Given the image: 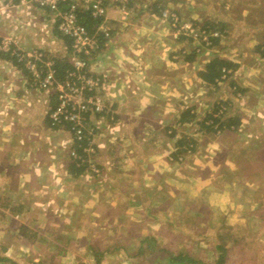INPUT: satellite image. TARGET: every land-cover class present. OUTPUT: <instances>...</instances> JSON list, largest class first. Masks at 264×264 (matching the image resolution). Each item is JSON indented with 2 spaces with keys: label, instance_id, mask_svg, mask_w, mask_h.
Segmentation results:
<instances>
[{
  "label": "crops",
  "instance_id": "0c3cea01",
  "mask_svg": "<svg viewBox=\"0 0 264 264\" xmlns=\"http://www.w3.org/2000/svg\"><path fill=\"white\" fill-rule=\"evenodd\" d=\"M142 1L104 0L112 39L91 61L102 64L112 75L109 93L117 115L115 121L93 115L87 123L88 128L94 124L97 127L92 160L100 174L91 175L89 164L79 165L72 158L71 149H78V145L69 125L52 124L49 114L56 104V95L34 88L24 67L17 68L13 59L0 53V210L16 211L14 217L20 219L16 234L25 233V223L35 231V251H40L35 252V263L41 260L47 264L44 260L58 248L65 255L71 252L66 264H73L79 255L72 243L80 241L78 250L89 255L95 249L91 246L93 239L99 238L89 239V235L113 236L117 227L131 234L129 224L138 221L153 202L157 203L169 186L174 195L175 179L189 167L195 168L194 164L182 165L180 175H169V154L183 153L191 141L188 136L197 143L208 138L205 133L211 139L216 137L212 124L205 123L211 113L200 122L201 128L206 125L205 131H168L171 125L187 126L193 120L180 107L178 97L194 82L201 84L198 73L206 63L198 66L188 59L189 55L182 60L173 53L167 56V48L159 47L161 37L172 35L168 26L162 28L150 20L160 17L156 10L161 13L169 6L183 14L181 1L158 0L169 5ZM190 4L189 8L199 9L195 0ZM4 33L15 34L24 48L40 47L52 57H68V61L72 56L70 40L59 32L54 14L29 0H15V5L7 10L0 4V36ZM167 57L170 60L165 61ZM233 86L241 91L238 83ZM240 116L242 135L248 141L246 147H254L251 152L256 155L264 153V132L251 129L256 122L264 124L262 114L252 118ZM220 146V142L215 143L214 147H219L216 152ZM211 166L219 170L223 165L214 158ZM194 181L195 187L201 184ZM152 193L157 196H151ZM121 219L127 221L125 227L118 226Z\"/></svg>",
  "mask_w": 264,
  "mask_h": 264
},
{
  "label": "rangeland",
  "instance_id": "374dc122",
  "mask_svg": "<svg viewBox=\"0 0 264 264\" xmlns=\"http://www.w3.org/2000/svg\"><path fill=\"white\" fill-rule=\"evenodd\" d=\"M150 1L155 3L153 5L162 4L158 0ZM177 1L182 2L180 9L183 14L172 10L171 6L166 9L190 25L192 36L189 31L186 35L175 36L177 30L171 20L164 15L156 16L150 21L161 24L162 28L168 26L172 35L161 37L163 44L159 43L160 49L167 48V56L173 53L181 60L189 55L198 66L214 56L225 57L239 66L231 70V76L216 85L194 82L185 88L178 99L180 107L189 112L193 120L188 127L171 125L168 131H205L206 125L201 128L200 122L206 119L207 114L213 113V120L217 118L218 123L213 126L210 117L205 123H212V132L214 130L215 136L220 138L212 140L211 135L205 133L208 138H201L197 143L192 136H188L187 140L191 141L187 142L185 151L178 156L172 153L168 156L172 163L169 175L176 172L180 175L182 165L195 166L175 179V194H170V186L165 189L157 203L153 202L149 209H145L141 218L135 216L140 219L129 224L132 229L129 235L119 231L118 227L113 236L89 235V239L99 236L93 239L91 246L95 249L92 248L89 255L87 251L78 250L80 241L72 243L79 255L73 264H178L177 260L169 262L166 251L173 255L184 254L193 260V264H264V153L256 155L251 152L254 147H246L248 141H244L243 126L239 122L240 115L252 118L262 114L264 119V59L256 50L257 45L264 44V0H195L199 7L196 10L187 6L191 5V0ZM206 22H209L213 33H218L216 44L211 39L204 40L201 34L202 24ZM175 47H178L177 50H171ZM167 60L170 58L167 57ZM163 66L162 63L161 69H164ZM232 81L240 85L241 91L236 89L237 86H231ZM111 82L112 79L109 86ZM218 103L219 110L223 111L221 114L216 110ZM216 114L220 116L216 117ZM251 129L255 133L259 130L264 132V124L256 122ZM209 139L212 141L208 142ZM218 142L221 146L216 152L219 147L214 145ZM214 158L223 165L221 169L211 166ZM227 161L237 168L230 169L231 165H225ZM194 179L201 184L195 187ZM151 196L157 195L152 193ZM0 213H4L0 215V256L10 259L0 264H35V257L38 256L35 252L40 253L35 251V231L25 223V233L16 234L20 221L14 217L16 211L0 210ZM117 224L125 227L128 223L121 219ZM218 244L226 247L225 253L216 248ZM67 256H71V252L65 255L61 249L55 248L53 255L44 262L66 264L69 261ZM36 263L43 262L39 260Z\"/></svg>",
  "mask_w": 264,
  "mask_h": 264
},
{
  "label": "built area",
  "instance_id": "2783aa9c",
  "mask_svg": "<svg viewBox=\"0 0 264 264\" xmlns=\"http://www.w3.org/2000/svg\"><path fill=\"white\" fill-rule=\"evenodd\" d=\"M29 1L51 11L57 21L59 32L70 40L72 56L69 68L63 76H59L55 59L50 57L47 51L40 47H22L13 33H4L0 36V53L13 59L17 68L18 65L24 67L28 73V82L34 88L56 95V104L49 114L52 124L69 125L73 140L78 145V149H71L72 158L79 165L89 164L92 167L90 174L96 175L99 169L94 165L92 155L95 153L94 133L97 127L94 124L88 128L87 123L93 115H98L101 119L109 117L112 120L116 119L117 115L111 94L107 92L112 75L102 64L91 61L112 39V28L107 21L104 0ZM119 1L126 3L129 0ZM0 4L6 10L11 9L15 5V0H0ZM85 11H89L91 17L96 20L91 28L80 20L79 14ZM162 15L171 20L172 26L177 30L175 36L186 35L188 31L189 33L192 31L189 29L190 25L181 21L176 13L166 9ZM201 31L204 40L209 41L206 29ZM210 32L218 35L211 29ZM225 77L226 74H223L222 79ZM219 112L223 113L222 110ZM219 114L215 116H220Z\"/></svg>",
  "mask_w": 264,
  "mask_h": 264
},
{
  "label": "trees",
  "instance_id": "16d2710c",
  "mask_svg": "<svg viewBox=\"0 0 264 264\" xmlns=\"http://www.w3.org/2000/svg\"><path fill=\"white\" fill-rule=\"evenodd\" d=\"M162 13H163V11H161L160 16H162ZM79 17H80V20L85 25H87V27H89V28H91L96 22V20H94L91 17V13L89 11H85V12L80 13ZM208 24H209V22L203 23L202 28L206 29V32L210 35L209 40L211 39L212 43L216 44L219 40V36L213 35L210 32L211 28ZM211 30H213V29H211ZM68 45L71 46L70 41L68 42ZM256 50L259 52L261 58L264 59V44L257 45ZM49 56L52 57L50 54H49ZM54 59H55V66H56V69L58 71V75L63 76L65 74L66 70L69 68L71 62L68 61V57H65V58L61 57L59 59L58 58H54ZM188 59L192 60L191 57H188ZM238 66L239 65L237 63H235V62H233V61H231L225 57L214 56L212 59H210L209 61L206 62L205 68L200 70L198 75L200 77L202 84H206V85L214 84V85H216L220 80H222L223 74H226V77L231 76L232 75L231 70L234 71V69H236ZM232 85H234V81H232ZM218 107H219V105L217 106L216 110L219 109ZM211 115L212 116L210 118L213 117V113H211ZM218 121L219 120L217 118H214L213 126L216 123H218ZM221 126H222V124L219 125V127H221ZM216 248L221 250L224 253L227 250L226 247L222 244H218L216 246ZM161 251H163V250H161ZM165 253L168 254V260L170 263L177 260L178 264H181V262H183V264H193L192 263L193 260L191 258H188V256H186L184 254L183 255H173V254H171L170 251H166ZM0 261H10V259L8 257L0 256ZM35 264H44V263H35Z\"/></svg>",
  "mask_w": 264,
  "mask_h": 264
}]
</instances>
